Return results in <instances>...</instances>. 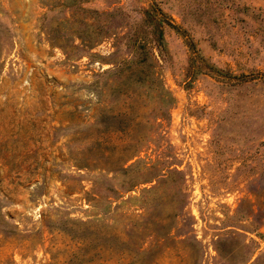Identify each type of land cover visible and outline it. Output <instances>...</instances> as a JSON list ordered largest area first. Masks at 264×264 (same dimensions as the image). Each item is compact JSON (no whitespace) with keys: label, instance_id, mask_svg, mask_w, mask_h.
<instances>
[{"label":"rangeland","instance_id":"rangeland-1","mask_svg":"<svg viewBox=\"0 0 264 264\" xmlns=\"http://www.w3.org/2000/svg\"><path fill=\"white\" fill-rule=\"evenodd\" d=\"M0 264H264V0H0Z\"/></svg>","mask_w":264,"mask_h":264}]
</instances>
